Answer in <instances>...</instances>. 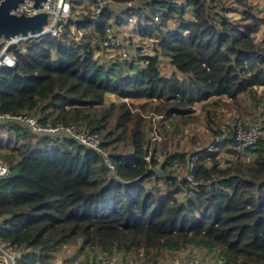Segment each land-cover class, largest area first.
Here are the masks:
<instances>
[{"label":"trees","instance_id":"trees-1","mask_svg":"<svg viewBox=\"0 0 264 264\" xmlns=\"http://www.w3.org/2000/svg\"><path fill=\"white\" fill-rule=\"evenodd\" d=\"M234 3L242 7L239 19L216 11L213 0H143L126 18L106 5L97 23L88 21L91 0V10L75 16L100 38L113 19L144 22L138 34L153 42L152 52L132 60L117 50L101 61L92 32L85 29L78 43L72 24L61 38L12 47L18 64L0 71V111L32 114L42 124L78 123L101 137L115 167L112 174L102 155L71 139L0 126V162L10 168L0 181V218L7 224L0 244L26 251L18 264L45 262L79 241L95 252L84 264H103L113 253L125 255V264H164L167 254L173 259L193 249L221 264H264V137L252 161L235 158L233 134L221 129L212 130L213 152L181 151L191 119L202 116L210 125L217 109L264 105V39L254 35L259 18L250 0ZM108 95L130 102L107 105ZM150 113L162 116L154 142ZM222 152L230 157L222 160ZM197 154L193 185L178 176Z\"/></svg>","mask_w":264,"mask_h":264},{"label":"built area","instance_id":"built-area-1","mask_svg":"<svg viewBox=\"0 0 264 264\" xmlns=\"http://www.w3.org/2000/svg\"><path fill=\"white\" fill-rule=\"evenodd\" d=\"M77 0H43L38 6H35L34 0H23L12 9L11 12L16 15H36L41 12L49 14L48 25L44 27L42 33L28 34L27 36H17L10 39H2L0 43V71L5 68L14 69L17 67L18 61L16 56L11 52L12 47L20 45L34 37L51 35L55 38H61L69 24H72V37L78 43H81L86 36L85 29H88L95 36L96 45L102 50L111 53L115 46L120 44L121 36L123 35L124 23L117 26L115 29H107L104 38H100L97 32L94 31V26L87 24L85 27L79 26V20L74 14L75 3ZM143 0H134L128 2H117L116 0H95V7L90 15L88 21L97 22L100 20L103 9L106 5L128 9L138 8L142 5ZM90 4L91 0H86L84 4ZM162 19V13L157 11L154 14V21L159 22ZM128 21V20H127ZM126 25V24H125ZM85 32V33H84ZM107 55V54H106ZM122 101L129 102L128 99ZM160 116V115H159ZM162 116H160V119ZM231 127L233 134L232 150L235 153V158L243 161H251L257 149L259 140L264 137V114H255L248 121L235 120L226 121ZM2 125H15L24 128L33 136L37 137H50L57 140L71 139L90 149L105 159L107 167L111 170L112 174L115 173V167L107 155L103 153L99 138L97 134L91 133L88 130H81L77 124H42L39 117L32 114H10L2 113L0 111V126ZM156 126V125H155ZM155 126L153 127L156 133ZM225 136L228 134L223 133ZM216 149V142L207 149L208 152H213ZM200 154L195 155L189 162L187 173L178 176L180 180L188 179L193 185L196 183L192 179L193 167L199 158ZM10 174L9 165L0 162V181L5 179ZM162 173L159 172V176ZM7 226L4 218H0V228ZM25 250L16 251L10 245L0 244V264H17L22 259ZM60 262L59 264H61ZM103 264H125L122 255L110 257ZM171 264H221L220 261L208 257L205 253L198 249L192 251L181 252L179 255L172 259Z\"/></svg>","mask_w":264,"mask_h":264},{"label":"rangeland","instance_id":"rangeland-1","mask_svg":"<svg viewBox=\"0 0 264 264\" xmlns=\"http://www.w3.org/2000/svg\"><path fill=\"white\" fill-rule=\"evenodd\" d=\"M85 1L86 0H78L75 3L76 11L74 13L75 15H78V18H80L83 15H86L91 10V5H90V9H88L86 4H84ZM208 1H212V0H208ZM213 1H214V5H216V11L227 15V17L231 19H239L240 13H241L240 11H242V7L239 5L237 6L234 3V0H213ZM250 3H251V6L254 8L255 15L259 18V23H257L258 25L257 30L254 35L257 40H262L264 39V0H250ZM94 7H95V4H93V9ZM126 11L127 10L124 8H118V9H114L113 12H114V16L119 15V16H124L126 18L127 16ZM76 13H79V14H76ZM127 18H128V21L126 19L124 26L120 27V30L123 29V35L121 36L120 44L117 46L120 47L121 49H116L117 46H115L111 53L106 52L105 50L100 51L97 54V57L99 56L101 61L108 60L109 58L107 57H110V56L115 57L116 55H118V53H120L123 59L132 60V59H137L142 55L152 52L153 42L146 41L145 39L141 38L140 35L138 34V27L139 25H144V22H138L136 17L134 16L132 17L131 15H129ZM111 22L113 25V29L119 26L115 23L114 19L111 20ZM85 32L87 33L88 31H85ZM2 42L3 40L1 39L0 43ZM140 48H141V51H139ZM117 50H118V53L116 52ZM160 68L163 74L165 75L171 74V71H169L166 62L160 63ZM121 101L122 100L117 98L115 95H108L106 98L107 105H110L112 103H118ZM136 104L138 105V103ZM194 108L196 111L194 115H197V116L201 115L202 113L201 104L198 103L197 105L194 106ZM238 108L239 109L235 108L233 110H227L225 108H221V109H217L215 112H212L213 122L210 125H209V120L206 118L205 119L202 118V116L200 119H196V120L191 119L190 124L184 127L182 131L184 135L182 138L183 140L181 142V147L183 148V149L181 148V151L196 152V151H202L205 149L207 150L214 142L212 130L221 129L222 132L225 134H229L232 132L231 127L226 122L227 120L248 121L253 114H258L255 112L264 113V105L260 106L259 108H254L251 102H249V104L247 105L244 103ZM136 111H138V109H136ZM146 117L152 119L153 127L155 125L158 127V121L160 120L159 115L150 113ZM76 124L78 128L82 127L78 123ZM156 126H155L156 133H159ZM152 133H153L152 142H154L156 139H160V137L156 133H154V131ZM98 138H99V142H101V137L98 136ZM192 139L195 140V143H193ZM222 153H223V156H220V158L223 160L225 159L223 157L227 155L225 154V152H222ZM227 157L229 158L230 156H227ZM254 157H255V154L253 156V159ZM161 161H163V158L161 159ZM177 168L178 166L173 167V169H177ZM67 247L70 248V251L68 252L67 255H65L64 257L65 260L61 264H84L85 261H89L90 263L91 259L95 255V252L92 251L90 248H87V247L83 248L82 241H79L77 244L70 245ZM99 256L101 255H98L97 258ZM106 256H109V258L112 256L116 257L117 254L113 253L111 255L108 254ZM171 257L172 255L167 254L164 260V264H171L172 262ZM126 258L128 259L127 262L133 261V259L129 258L128 255L126 256ZM19 262L20 261H18L17 264Z\"/></svg>","mask_w":264,"mask_h":264},{"label":"water","instance_id":"water-1","mask_svg":"<svg viewBox=\"0 0 264 264\" xmlns=\"http://www.w3.org/2000/svg\"><path fill=\"white\" fill-rule=\"evenodd\" d=\"M23 0H0V40L10 39L17 36L36 35L42 33L48 25L49 14L45 12L36 15L20 14L11 12ZM43 0H34L38 6ZM161 59H163L161 57ZM224 138H219L222 141Z\"/></svg>","mask_w":264,"mask_h":264},{"label":"crops","instance_id":"crops-1","mask_svg":"<svg viewBox=\"0 0 264 264\" xmlns=\"http://www.w3.org/2000/svg\"><path fill=\"white\" fill-rule=\"evenodd\" d=\"M76 14H79V13H76ZM69 251H70V248H68L67 246H64L63 248H61L60 250L55 252L53 254V256L51 257V259H49L45 262L37 261L34 264H59L60 262H63L65 260L64 257H65V255L68 254Z\"/></svg>","mask_w":264,"mask_h":264},{"label":"bare ground","instance_id":"bare-ground-1","mask_svg":"<svg viewBox=\"0 0 264 264\" xmlns=\"http://www.w3.org/2000/svg\"><path fill=\"white\" fill-rule=\"evenodd\" d=\"M98 23V22H97Z\"/></svg>","mask_w":264,"mask_h":264}]
</instances>
